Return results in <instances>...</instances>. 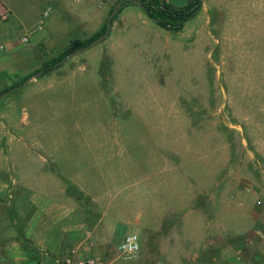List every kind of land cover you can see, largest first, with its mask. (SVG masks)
<instances>
[{
    "label": "rangeland",
    "instance_id": "obj_1",
    "mask_svg": "<svg viewBox=\"0 0 264 264\" xmlns=\"http://www.w3.org/2000/svg\"><path fill=\"white\" fill-rule=\"evenodd\" d=\"M109 1L111 9L117 5ZM83 5L105 13L103 0ZM60 14L52 11L43 31H32L35 20L25 26L20 34L29 37L28 52L0 74V116H8L0 119V146L9 145L1 137L8 134L24 140L14 155L21 169L40 162L32 149L89 189L97 179L106 183L95 190L101 195L108 186L116 198L115 242L140 237L139 228L120 224V214H138L143 198L151 215L168 199L169 186L176 185L178 197L202 200L226 184L230 196L252 181L264 192V0H203L181 32L161 28L142 6L125 4L105 40L36 77L72 40L95 37L93 27L71 31ZM40 35L48 49L33 50ZM31 74L35 81L27 83ZM110 173L113 181L102 180ZM115 242L97 254L116 257ZM153 254L141 246L136 260Z\"/></svg>",
    "mask_w": 264,
    "mask_h": 264
},
{
    "label": "crops",
    "instance_id": "obj_2",
    "mask_svg": "<svg viewBox=\"0 0 264 264\" xmlns=\"http://www.w3.org/2000/svg\"><path fill=\"white\" fill-rule=\"evenodd\" d=\"M84 1L94 2L74 0L79 5L73 6L72 0H0V42L9 46L0 56V74L28 52L21 41L25 35L20 32L33 20L31 29L36 31L44 11H49V17L52 11H59L71 31H91L93 27V36L101 31L112 2L103 0L105 13L100 15L84 6ZM180 2L185 7L192 0ZM48 43L47 37L37 36L33 50L48 49ZM0 119L7 121L8 116L2 114ZM1 137L7 138L9 145L0 146V264H55L72 248L97 258L99 264H264V192L254 181L245 183L236 196H230L226 184L204 200L193 194L178 197L176 185L171 184L168 199H160L151 215L144 212L141 198L140 212L133 217L120 214L119 221L139 228L141 246L155 254L136 260L125 259L116 251V257L107 259L97 254V249L115 242L110 214L116 198L108 186L101 195L95 190L99 183H106L97 179L91 190L86 186L90 183L61 172L53 157L32 149L33 158L40 154V162L21 169L23 165L16 163L14 155L17 149L23 150L20 145L24 140L12 134ZM112 179L110 173L102 180ZM252 191L253 198L245 195ZM250 198L253 203L245 204Z\"/></svg>",
    "mask_w": 264,
    "mask_h": 264
},
{
    "label": "trees",
    "instance_id": "obj_3",
    "mask_svg": "<svg viewBox=\"0 0 264 264\" xmlns=\"http://www.w3.org/2000/svg\"><path fill=\"white\" fill-rule=\"evenodd\" d=\"M142 2V7L145 10L148 17L154 20L158 26L163 29L181 32L185 28L186 24L195 18L202 8L201 0H193L188 6L176 7L173 4L167 2L166 0H140ZM123 7V6H122ZM121 10L119 12L122 11ZM114 7L110 10L109 15L113 11ZM107 20L101 31L96 33L95 37L86 41H81L80 39L72 40L69 48L63 52V54L57 59L53 60L51 63L42 64L38 69L36 74H40V77L48 75L57 66V64L64 59L68 54L72 53L77 49L84 48L92 43L95 39L101 37L106 32ZM60 68V67H57ZM34 75H28L26 80H30ZM23 81V82H25ZM23 84H16L14 87H21Z\"/></svg>",
    "mask_w": 264,
    "mask_h": 264
},
{
    "label": "built area",
    "instance_id": "obj_4",
    "mask_svg": "<svg viewBox=\"0 0 264 264\" xmlns=\"http://www.w3.org/2000/svg\"><path fill=\"white\" fill-rule=\"evenodd\" d=\"M49 18V11H44L39 19L36 31H41L44 28L46 21ZM6 19V17H4ZM23 43L29 42V37H22ZM9 51L7 43L0 42V56ZM87 237L90 233L87 232ZM141 249L140 238L137 234L132 233L126 235L117 246V252L125 259H134L138 256ZM55 264H99V260L94 257H89L82 254L80 248H72L63 258L58 259Z\"/></svg>",
    "mask_w": 264,
    "mask_h": 264
},
{
    "label": "water",
    "instance_id": "obj_5",
    "mask_svg": "<svg viewBox=\"0 0 264 264\" xmlns=\"http://www.w3.org/2000/svg\"><path fill=\"white\" fill-rule=\"evenodd\" d=\"M203 1V0H201ZM127 3H133V4H136V5H139V6H142V2L140 0H125V1H119L117 3V5L114 7L113 11L111 12V14L108 16V19H107V27H106V32L99 38L95 39L92 43H90L88 46L84 47V48H81V49H77L75 51H73L72 53L68 54L64 59H62L58 64L57 66L51 71H55L57 70L58 68L57 67H62L63 65H65V63L72 59L73 57L89 50L90 48L96 46L97 44H99L100 42H102L103 40H105L109 34H110V31H111V25H112V20L113 18L115 17V15L120 11L121 7ZM36 77H40V74H37ZM31 80V79H30ZM29 80V81H30ZM29 81L27 83H29ZM3 95L0 96V98L2 97Z\"/></svg>",
    "mask_w": 264,
    "mask_h": 264
}]
</instances>
